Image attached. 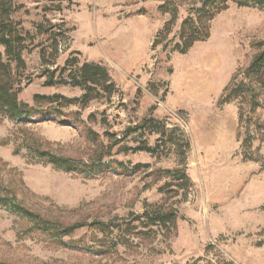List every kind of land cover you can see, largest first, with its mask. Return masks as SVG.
<instances>
[{
	"label": "rangeland",
	"instance_id": "1",
	"mask_svg": "<svg viewBox=\"0 0 264 264\" xmlns=\"http://www.w3.org/2000/svg\"><path fill=\"white\" fill-rule=\"evenodd\" d=\"M9 1L21 41L0 51L17 99L58 114L16 121L0 107V198L80 226L59 239L0 206V264H264V73L245 75L264 7L230 3L180 53L193 0ZM85 64L107 82L98 73L81 100ZM37 145L79 168L30 156Z\"/></svg>",
	"mask_w": 264,
	"mask_h": 264
},
{
	"label": "trees",
	"instance_id": "2",
	"mask_svg": "<svg viewBox=\"0 0 264 264\" xmlns=\"http://www.w3.org/2000/svg\"><path fill=\"white\" fill-rule=\"evenodd\" d=\"M230 3H234L240 7L249 5L264 7V0H193L186 18H184L179 27V31L177 34L178 42L176 50L180 53H185L195 42L207 39L209 37L211 21L219 12L227 9ZM9 10H11L10 1L0 0V46L4 49V53L6 54H11L12 50L16 51L15 48L19 46V41H21L18 35L17 37H13L14 34L12 32V29L9 26H6L10 21L9 15L11 13L8 12ZM176 20L177 12H175L173 16V21L175 22ZM1 55L2 53L0 51V107L7 108L9 111H11L16 121L41 120L44 118L45 114L49 113H52L54 116H56V114H58L56 111H52L46 108L34 110L18 101V90L15 89L14 84L10 79L13 72L10 69V66L2 61ZM17 55L18 61L21 62L19 52L17 53ZM98 73L99 76L101 74L102 76H104L102 84L105 85L107 82V76L104 71H102L98 66L85 64L81 67L78 75L79 77L77 76V78L83 82L85 90H87L81 100L87 98V94L89 91L101 90L102 85L98 83L99 80H96ZM263 73L264 42L261 44V48L253 57L248 67L245 69V75L246 79H248L249 81V85H252L253 83H260V77ZM234 82L235 78L232 79V82L224 91V95L227 98L226 101H228L233 96H237V92L240 86L243 85L242 83H240L238 86H235ZM35 99L45 101L50 100V98L46 96H36ZM252 102L256 104L255 101ZM28 152L30 156L33 155V157L38 158L39 160L46 159V162L52 163L54 166L64 171L79 168L75 166L72 161L56 157L52 155L49 151L41 149L38 145L34 148H29ZM108 166L109 163H101V160H99L96 164L82 167L81 170L87 171L92 175L102 171L103 169H106ZM168 174H171V172L168 171ZM0 206L6 207L10 213L26 217L27 219L34 222V224H36L39 229L46 231H54L59 239L65 235L70 234L74 229L79 228L80 226L76 224L56 229L52 226L49 221L42 219V217H40L39 215L34 214L33 212H30L25 209V207L21 206L19 202L16 201L14 196L10 200L6 197L0 198ZM145 216L147 215L143 214L142 217L139 216V218H143ZM65 244L71 247V243Z\"/></svg>",
	"mask_w": 264,
	"mask_h": 264
}]
</instances>
